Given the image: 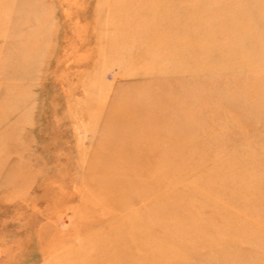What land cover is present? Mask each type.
<instances>
[{
	"label": "rangeland",
	"instance_id": "obj_1",
	"mask_svg": "<svg viewBox=\"0 0 264 264\" xmlns=\"http://www.w3.org/2000/svg\"><path fill=\"white\" fill-rule=\"evenodd\" d=\"M0 264H264V0H0Z\"/></svg>",
	"mask_w": 264,
	"mask_h": 264
}]
</instances>
